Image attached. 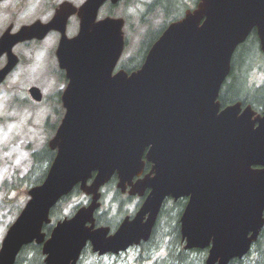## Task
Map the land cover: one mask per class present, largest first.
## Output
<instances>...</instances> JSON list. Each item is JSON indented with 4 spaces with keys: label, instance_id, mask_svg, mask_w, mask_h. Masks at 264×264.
Instances as JSON below:
<instances>
[{
    "label": "water",
    "instance_id": "water-1",
    "mask_svg": "<svg viewBox=\"0 0 264 264\" xmlns=\"http://www.w3.org/2000/svg\"><path fill=\"white\" fill-rule=\"evenodd\" d=\"M106 1L86 0L78 8L79 32L72 39L64 35L76 12L69 3L49 23L36 21L0 38V57L7 55L0 83L17 63L12 47L50 29L61 33L56 54L69 80L61 95L66 113L49 142L55 158L9 229L0 264H13L21 247L34 241L42 244L46 264H76L87 241L100 255L117 254L149 239L168 196L188 198L180 219L185 249L208 248L205 264L243 258L264 225V112L241 110L240 103L221 108L218 97L234 51L253 29L264 53V0H199L168 26L139 70L115 75L123 21H96ZM30 91L41 99L37 89ZM143 157L152 164L150 174L130 190H150L139 212L111 236L106 228L94 230L100 186L116 173L124 191L142 172ZM77 184L91 195L90 204L44 241L50 208Z\"/></svg>",
    "mask_w": 264,
    "mask_h": 264
},
{
    "label": "rangeland",
    "instance_id": "rangeland-1",
    "mask_svg": "<svg viewBox=\"0 0 264 264\" xmlns=\"http://www.w3.org/2000/svg\"><path fill=\"white\" fill-rule=\"evenodd\" d=\"M59 1L62 0H51L48 6L47 0L0 2V34L10 24H13V30H16L21 25L29 24L36 19H48L52 7ZM70 1L80 5L84 0ZM148 1L150 0L122 1L112 8L113 17L126 19L124 35L127 36L128 44L122 60L133 55L147 30H156L163 22L162 16L158 15L145 24L140 23L141 13ZM108 9V4L102 7L98 18L107 16ZM45 43L48 45L50 41L46 40ZM14 52L22 58V63L0 86V243L8 226L28 201L29 186L25 180L19 186L20 180L27 175L32 166L31 153L45 146L50 138V127L57 120L59 112H54V107L58 105L52 103L50 97L63 85V81L52 69L55 67L52 49H47L46 54L40 43L28 46L18 45ZM47 57L52 68L46 64ZM4 63V59L0 60V67ZM260 64L264 65L263 59L260 60ZM249 78L250 86L261 85L264 82V72L255 69ZM30 85L40 88L43 94L42 102L26 101L25 89ZM46 166L47 164L43 167ZM34 177L35 175H32L31 178ZM83 198V195L78 194L61 204L64 215L72 213L74 206L83 201ZM109 198L107 195V201ZM134 202L136 203L135 200ZM109 204H105L102 209L107 208ZM171 205L172 203L168 202L167 212ZM128 206L126 213L132 214L133 203ZM168 214L170 215L169 212ZM168 214L164 212V216ZM172 218L174 222L175 216ZM167 222L168 220L161 222L155 238L142 251L139 248H131L119 256L106 255L99 258L87 249L82 254L79 264H176L171 261L174 259L173 256L181 251V246L177 250L173 248V231ZM200 255L196 252L189 254L188 263L193 264L194 259Z\"/></svg>",
    "mask_w": 264,
    "mask_h": 264
},
{
    "label": "trees",
    "instance_id": "trees-1",
    "mask_svg": "<svg viewBox=\"0 0 264 264\" xmlns=\"http://www.w3.org/2000/svg\"><path fill=\"white\" fill-rule=\"evenodd\" d=\"M131 0H125L129 2ZM144 12L141 14L140 23L145 24L148 22V19L156 16V13H160L163 18V22L158 27L156 31H147L144 39L140 43V47L136 51L133 57H130L123 63V67L127 71H132L137 69L142 63L146 52L148 51L151 44L158 38L162 30L167 26L170 21L177 20L182 16L183 10L187 7L184 0H150L147 2ZM147 16V20H145ZM151 20V19H150ZM259 48L257 37L255 36L254 31L249 35L248 39L238 46L235 50L234 55L231 61L230 72L224 81L220 95L219 101L222 106L231 105L237 102H240L243 106L249 105L253 110L261 112L264 110V82L258 86H250L249 76L252 75L255 69H258L264 72V65L261 66L260 60L261 56L258 54L257 50ZM239 55V56H238ZM54 157V152L49 150L46 146L41 148L38 151L32 153L33 159V170L42 171L45 174L47 168H44V164H50ZM42 175V178L44 177ZM29 178V177H28ZM42 178L37 180V183L42 181ZM113 180L109 183L108 186H113ZM110 188V187H108ZM79 193L78 187H75L73 191L63 199L50 211V217L52 221H57L61 218L59 212L61 210L60 204L70 199L71 197L77 196ZM178 210H181L183 206L182 202L175 205ZM76 208H74L75 210ZM98 222H101L100 219H97ZM161 219H159L154 228L152 239L157 233ZM168 226H171L172 229L177 230L176 222H167ZM52 226H46L44 231L49 232ZM176 246L179 245V235L178 232L173 234ZM200 256L194 259L193 264H203L204 261V252L195 251ZM31 254L32 257L29 259L27 256ZM171 262H176V264H190L188 260L190 257L187 253L179 251L176 255L173 256ZM15 264H44L42 255L40 252V247L35 245H29L22 249L20 254L17 257ZM229 264H264V226L258 236L257 241L253 244L250 253L245 256L243 259L238 260L234 259L229 262Z\"/></svg>",
    "mask_w": 264,
    "mask_h": 264
},
{
    "label": "flooded vegetation",
    "instance_id": "flooded-vegetation-1",
    "mask_svg": "<svg viewBox=\"0 0 264 264\" xmlns=\"http://www.w3.org/2000/svg\"><path fill=\"white\" fill-rule=\"evenodd\" d=\"M64 1H69V2H72L76 7H78V4H76V3H74L73 1H70V0H62V1H60V2H64ZM60 2L59 3H55L56 5H54L53 7H52V10H51V14H50V16H49V18L48 19H46V20H42V21H44V22H47V21H49V19H51L52 18V16H53V14L55 13V11H56V8H57V6L60 4ZM77 31H78V17H77V14H72V15H70L69 17H68V19H67V22H66V35L68 36V37H73L76 33H77ZM59 37H60V34H59V32L58 31H56V30H51V31H49L48 33H47V35L43 38V39H41V40H32V41H30V45L31 44H34V45H38V44H42V46H43V49H44V52L46 53V50L47 49H52V55H53V58H54V62L56 61V59H55V50H56V47H57V45H58V40H59ZM46 40H49L50 41V44H46L45 43V41ZM47 54V53H46ZM46 64L49 66V68H52V66L50 65V63H49V61H48V57H47V62H46ZM65 85H66V83H65ZM64 85V86H65ZM147 162H146V164H145V166H144V169H143V172H142V174L139 176V179L140 178H143L147 173H149V171H150V168H151V165L150 164H148V166H147ZM137 180V178H134L133 179V181H136ZM128 188L129 187H127V190H126V192H125V194L124 195H126V200H127V203L125 204V207H129L128 206V204H132L133 203V207H135V208H137V210H138V208L141 206V204L143 203V201L145 200V198H146V196H147V194H148V192H149V190H147V189H145V190H143V192H141V194H138V193H136V194H134V195H128V193H127V191H128ZM134 200L136 201V203L134 202ZM166 201L167 202H175V203H178V201H182V200H177V201H172L170 198H167L166 199ZM183 202V201H182ZM134 203H135V205H134ZM123 205H124V203H122ZM127 205V206H126ZM136 210V211H137Z\"/></svg>",
    "mask_w": 264,
    "mask_h": 264
}]
</instances>
